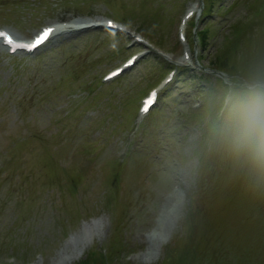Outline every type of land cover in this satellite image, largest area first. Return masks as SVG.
<instances>
[{"label":"rangeland","instance_id":"374dc122","mask_svg":"<svg viewBox=\"0 0 264 264\" xmlns=\"http://www.w3.org/2000/svg\"><path fill=\"white\" fill-rule=\"evenodd\" d=\"M113 1L0 0V12L10 14L6 20L0 17V28L19 38H31L42 26L77 15L101 22L113 18L128 29L63 33L32 58L10 56L0 44V264H37L33 257L39 252L43 264H60V255L71 248L62 239L78 231L79 216L94 218V248L111 240L108 248L114 252L126 244L112 264H154L139 256L144 234L182 175L189 178L186 207L165 244L182 232L189 197L194 196L184 229L199 249L193 264H264V169L230 150L227 111L223 126L217 133L209 131L202 147L213 120L207 111L225 94L218 85L223 77L211 70V61L235 22L245 19L246 3L237 0L232 9L235 0H219L209 16L198 14L189 32L193 62L188 64L177 30L193 0ZM131 15L136 19L131 21ZM208 23L212 35L203 48L195 32ZM140 34L148 45L135 44L131 35ZM132 52L144 56L111 86L92 79L93 85L84 90L68 88L72 71L85 72L84 85ZM262 57L264 24L249 33L231 63L253 68ZM175 67L174 81L161 90L159 104L139 127V98ZM80 106L91 107L84 111ZM70 175L77 185L74 198L63 190Z\"/></svg>","mask_w":264,"mask_h":264},{"label":"clouds","instance_id":"9594fccd","mask_svg":"<svg viewBox=\"0 0 264 264\" xmlns=\"http://www.w3.org/2000/svg\"><path fill=\"white\" fill-rule=\"evenodd\" d=\"M227 111L226 139L237 156L264 169V67L254 68L246 79L238 83L225 101ZM160 215L166 235L167 223L174 214L171 206L162 205Z\"/></svg>","mask_w":264,"mask_h":264},{"label":"trees","instance_id":"16d2710c","mask_svg":"<svg viewBox=\"0 0 264 264\" xmlns=\"http://www.w3.org/2000/svg\"><path fill=\"white\" fill-rule=\"evenodd\" d=\"M9 1V0H7ZM7 6L11 5V2L6 3ZM261 24H264V20ZM207 34V31L203 32V39H205V35ZM246 38V37H245ZM242 41V38L240 37L236 42L232 43L231 46L226 50V53H223V55H218L214 58L212 61L213 65L225 72H227L231 77L233 82L238 83L240 82L239 77H242L243 79H246L249 75V73L257 67H264V57L260 59V62L254 65L253 68L248 67L247 69L245 68H239L235 66V64L231 63L232 56H234L238 50L240 49V43ZM263 55V54H262ZM228 56V57H225ZM260 63V64H259ZM84 72H79V71H74L72 77L73 80L77 83L78 79L81 78ZM239 76V77H238ZM182 259H185L187 256L186 255H180ZM192 259V258H191ZM180 264V263H178ZM185 264V263H184Z\"/></svg>","mask_w":264,"mask_h":264},{"label":"snow or ice","instance_id":"6c2138e0","mask_svg":"<svg viewBox=\"0 0 264 264\" xmlns=\"http://www.w3.org/2000/svg\"><path fill=\"white\" fill-rule=\"evenodd\" d=\"M110 26L114 27V25ZM55 30L53 28H47L45 29L42 34L34 40L32 43H17L14 41L13 37L8 34L7 32L0 31V38H3L5 42L12 47V50H16L17 48H26V49H32L37 47L39 44L46 41L54 32ZM118 73H114L113 75H117ZM145 112L148 111V108L145 107L143 109Z\"/></svg>","mask_w":264,"mask_h":264},{"label":"bare ground","instance_id":"6f19581e","mask_svg":"<svg viewBox=\"0 0 264 264\" xmlns=\"http://www.w3.org/2000/svg\"><path fill=\"white\" fill-rule=\"evenodd\" d=\"M88 21H84V23H87ZM95 22V24H98L96 21H94ZM69 32H71V31H65L64 32V34H68ZM63 33H61V34H59V35H62ZM58 35V34H57ZM58 35V36H59ZM83 251H84V249L83 248H81L80 250H78V253H79V255L75 258V259H77V258H79L80 257V255L83 253Z\"/></svg>","mask_w":264,"mask_h":264}]
</instances>
